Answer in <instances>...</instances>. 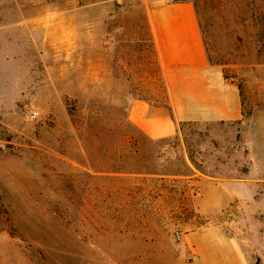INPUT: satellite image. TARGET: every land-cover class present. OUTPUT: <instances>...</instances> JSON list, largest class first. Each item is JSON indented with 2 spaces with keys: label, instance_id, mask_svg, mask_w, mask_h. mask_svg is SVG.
<instances>
[{
  "label": "rangeland",
  "instance_id": "1",
  "mask_svg": "<svg viewBox=\"0 0 264 264\" xmlns=\"http://www.w3.org/2000/svg\"><path fill=\"white\" fill-rule=\"evenodd\" d=\"M150 1L0 0V264H264V0H182L242 113L160 139Z\"/></svg>",
  "mask_w": 264,
  "mask_h": 264
},
{
  "label": "crops",
  "instance_id": "2",
  "mask_svg": "<svg viewBox=\"0 0 264 264\" xmlns=\"http://www.w3.org/2000/svg\"><path fill=\"white\" fill-rule=\"evenodd\" d=\"M147 23L172 116L131 98L128 120L150 139L171 137L178 123L230 124L240 120L237 86L209 63L194 7L186 1L151 0Z\"/></svg>",
  "mask_w": 264,
  "mask_h": 264
},
{
  "label": "trees",
  "instance_id": "3",
  "mask_svg": "<svg viewBox=\"0 0 264 264\" xmlns=\"http://www.w3.org/2000/svg\"><path fill=\"white\" fill-rule=\"evenodd\" d=\"M174 2H179V1H182V0H172ZM183 2V1H182ZM164 92H165V89H163ZM138 99H142L141 97H138ZM142 100H145V99H142ZM169 110V108H167ZM169 114L172 116V114L169 112Z\"/></svg>",
  "mask_w": 264,
  "mask_h": 264
},
{
  "label": "built area",
  "instance_id": "4",
  "mask_svg": "<svg viewBox=\"0 0 264 264\" xmlns=\"http://www.w3.org/2000/svg\"><path fill=\"white\" fill-rule=\"evenodd\" d=\"M33 117H35V115H33Z\"/></svg>",
  "mask_w": 264,
  "mask_h": 264
}]
</instances>
